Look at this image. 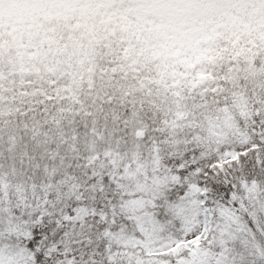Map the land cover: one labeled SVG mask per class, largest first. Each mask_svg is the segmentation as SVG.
<instances>
[{"label": "snow or ice", "instance_id": "obj_1", "mask_svg": "<svg viewBox=\"0 0 264 264\" xmlns=\"http://www.w3.org/2000/svg\"><path fill=\"white\" fill-rule=\"evenodd\" d=\"M0 264H264V0H0Z\"/></svg>", "mask_w": 264, "mask_h": 264}]
</instances>
